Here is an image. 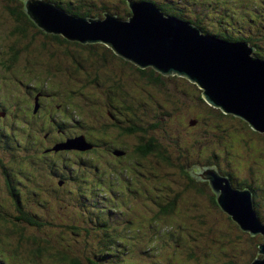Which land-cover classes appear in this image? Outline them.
<instances>
[{
    "label": "rangeland",
    "instance_id": "374dc122",
    "mask_svg": "<svg viewBox=\"0 0 264 264\" xmlns=\"http://www.w3.org/2000/svg\"><path fill=\"white\" fill-rule=\"evenodd\" d=\"M153 1H155L156 4H162L165 7L169 4V0ZM175 1L178 5L174 6H179L180 11L185 15L184 19H190V21L194 19L199 21L201 26L208 29L213 34H221L224 31H227L228 34L234 33L237 35L238 33H241L250 35L251 33L248 31L250 27L246 18H252V21H254L255 19H260L259 16L261 14L259 6L250 0ZM234 1L235 3H233ZM62 2L64 4L71 3L75 10H81L82 8L84 11H89L92 14L89 18L103 19L105 18L104 14L107 12L116 14L124 20H128V17L130 16L128 0H62ZM228 4L230 5L225 7V5ZM15 5L19 6V3ZM105 7L108 10L104 11ZM250 11H254L256 14H249ZM7 12L6 9L1 10L0 7V19L3 18L5 21H8V15H6ZM230 16L233 19L232 22ZM33 28L34 27L30 28L29 33L31 30H33L32 32L36 31ZM7 33L8 28L0 26V112L6 111V107H8V114L4 117H0V124L8 126L12 133L19 131V134L28 137L33 135L28 128V123L37 120L36 127L40 128L42 133L46 130L51 134L49 137L50 143L57 137L66 136L73 138L74 135L78 134V136L84 135L87 141H89V139L95 140L93 137H95L100 131L97 129L98 119L100 120V124L103 122L102 113L94 109L92 111L93 117H90L91 115H86L84 109L80 111V109H78L79 104L77 103H83L85 109H88L87 100L85 97L80 96V92L75 96L77 103L75 102V104H73L76 110L75 114L72 113V105L68 100L69 97H72L73 95L71 90H75L76 88L83 86L84 88L87 87L90 91L85 92L86 96L90 95L92 97L101 96L98 91L100 89L97 90L92 85H90V88L89 86H85L84 83L86 79H91V77L88 76V73L67 67L65 63H74V59L70 57L66 58L65 54L73 49L74 54L79 59H90L91 56L90 62H92L95 59H99L100 61L101 55L107 54L112 57V55H115L116 53L101 43L89 44L84 47L75 45L71 46L66 44V42H57L51 35V37H46L45 35L38 34L35 37V43L33 44L34 48H29V52L34 53L33 55L38 54L45 57L47 60L51 59L50 52H55L57 54L56 57H60L58 60H62L61 64L54 69V72H51L50 75H48L43 72L39 64L30 65L29 68L25 67V63L23 62L24 56L17 62L10 64V46H12L14 38L11 36L9 37ZM252 41L255 43L257 42L258 45L257 48L253 46L256 49L254 54H260L263 56L264 36L253 31ZM75 48H77V50H75ZM46 49L51 50L44 51ZM57 49L63 51L58 54ZM112 58L117 60V57ZM120 60L124 61L125 59L120 57ZM3 62H6V65H4ZM131 64L135 66V64ZM128 69L129 68L124 67V71L129 74ZM72 70L81 73L71 75ZM91 71L93 70L91 69ZM99 71L100 73L96 76L97 79L102 74L101 70ZM181 78L187 79L185 77ZM117 80L126 81L124 82V88H128L131 93L130 95L136 98L137 102L141 100L144 101V99L154 100L160 95L167 93L166 88L164 89L162 87L146 86L141 88L139 86L140 84L136 83L132 75L121 76ZM187 80V84L186 82L178 84L170 83L167 84V86L169 87V90L172 89L169 92L170 96L172 98H179L180 113H188V115L185 116L188 117L189 124H191L192 122L190 120H192L191 118H193L196 113V111L192 109V106L200 104L201 101L196 100L189 94V91H196L194 86H192L195 84L189 81V79ZM15 81L18 85H16ZM139 81L145 86L144 79ZM22 82L44 88L45 93L49 92L46 94L51 96V101L54 103V106L50 109V115H47L46 111L45 114L41 116L30 114L29 117L27 113L24 115L23 112H20V107L23 105L24 99H26V93L24 91L26 85L20 88ZM190 82L191 84H189ZM196 87L202 93L199 86ZM20 99L23 101L21 102ZM47 101L48 100H45L44 102ZM152 101L144 103H150ZM59 103H61L60 105L65 104V109L62 111H68V118L65 120V124L67 125L63 128L64 132L62 133H60L61 128L58 126H62L64 121H61V113L56 108V105ZM203 106L207 109V106ZM104 111L105 110H103V112ZM209 113L215 119H218L221 111L214 109L210 110ZM45 119L47 120L48 126L45 124ZM215 119L212 118V121L208 124L210 126L207 125L206 121H202L197 129L188 128L190 126L186 127V131L188 132L186 133V139L188 141L196 140L200 149H202L201 141H203V155L201 154L203 162H206L207 160L204 159L203 156L206 157L204 153L207 151V148H209V153L211 151H216L220 155L218 162L222 169L235 173L240 178L249 179V182H251L253 178V181L258 188V193L256 194L257 200H255L257 208L255 207V209L259 217H262V220L264 221V134L254 131L251 127L242 122L244 120L235 117L234 115H229L227 118H221L226 124L222 125L221 132L218 133L217 129L211 128L218 122ZM15 121L17 123L15 125L18 128L10 125L11 122ZM84 121L88 126V132L84 126ZM182 121H185L184 117L182 118ZM231 121H233V123H231ZM227 122L231 124H227ZM50 124L57 126V129L50 130ZM90 126H92L94 130L91 129ZM8 127L3 128V130L8 131L7 135L11 133L8 130ZM176 128L177 129L174 130V133L184 132V127L180 126V124H177ZM216 128L219 127L217 126ZM22 129L25 135L21 131ZM166 131L168 130L165 128V130H162L161 132L165 133ZM114 132L115 131L111 130L110 135H113ZM5 134L6 133L3 131L2 137H5ZM23 136L21 137V141L28 144V140ZM107 138L110 139V141H114L112 136ZM117 141L123 142L129 147L127 157L120 159V164H118V161L110 155L107 157L105 154L102 155L103 152L101 154V152L99 153L98 151L92 153L91 151L82 152L71 150L54 154L52 156H46L42 159H44V162H47V158H51L55 161L54 169L62 170L65 167L69 169L74 167V171L79 169L81 175H84L85 171L89 168H95V165L98 164L101 159H106L107 161L110 160L115 163V165L117 164V170L124 169L130 164L138 163L136 168L141 178L137 175L136 171L130 173L131 176L136 177L133 178V184L130 186L131 189H127L125 185L119 184L118 180L114 179L116 177L109 174L110 171L107 170L106 165H104L105 170L113 178H110L108 175L107 181L103 182L102 185H97V189L91 192L90 196L92 198H89L88 200L86 197L81 199L80 202L75 204L74 208L69 207L66 200V205H62V211L55 202H52L50 195L44 196L46 201L43 202L40 187L38 185L28 186L34 197L30 198V202H28L27 198H23L24 204L22 205V209L27 214H31L35 219L43 220L47 224L42 229H35V227L33 228L27 224L22 225L23 228L24 226H27V228L21 229V226L19 229V227L16 226L19 225L18 221H15L16 225L13 223H11V225L7 223L3 225L0 224V264H15L4 256L2 249L11 252V250L19 245L23 237L29 238L35 235L45 237V235L40 232L41 230L50 235L52 241L59 242L57 244L59 249H64V252L67 251L73 258H79L84 264H90L87 259H92L97 250L102 247L99 241H102L105 238V234H112V232L113 234L116 232L120 234L125 233L128 228V218L131 217L133 223L136 225H143L140 226L139 231H131V236L133 237L131 238L132 240L122 239L128 242L129 246L127 248L124 249L122 243H117L118 249L128 251H125L127 253L122 254L120 258L112 259V264H188L186 261L187 258H184L183 256H185L187 251L191 248L195 249V252L200 257L199 261H201V263L196 262V264H229V262L240 264L246 262L247 258L252 260V258L249 257L250 255H246L247 249L250 248V252L253 251L256 254L257 247L260 246L264 237L262 235L252 237L249 232L240 229L238 224L221 208L212 206L210 196L212 197V193L214 192L203 190L204 193L200 195H196L191 191L186 192L185 189L188 184L187 179L181 177V175L177 173L178 170H176L175 167H166L167 165H161V167L164 168H159L158 170L154 168V171L157 174H160V177L158 179L150 180L145 174L153 170L151 165L153 157L148 156L142 158L136 156L133 152L136 142L130 137H120ZM166 142L167 144L171 143V146H176V139L170 140L167 138ZM109 145L112 146L114 143H110ZM27 146L29 147V145ZM96 147L98 150L101 149L100 146ZM183 148L184 146H176L175 148H172L175 150L173 153L177 155L178 152V154L181 155L183 153ZM20 150L22 154L15 155L20 159L30 157V154H42L41 151L31 148L27 152H24L23 149ZM210 155L214 154L210 153ZM1 159L6 160V158ZM213 166L215 165L208 167ZM249 166H251L250 171L248 170ZM88 171L92 173V175L88 174L89 176L96 177L97 172L94 169ZM103 174L104 176L107 175V173L102 172V175ZM99 175L101 176V172H99ZM15 176V180L19 185L25 184V178H21L19 174ZM165 176H170V179L165 178ZM55 181L56 180L50 175V168H47L39 183L44 189L52 192L53 183ZM0 183V215L4 214V218L9 219L14 215H18V210L16 208L15 200L9 192L8 186L4 184V180L0 179ZM91 184L92 183H88V186ZM198 185L199 184H196V186ZM85 187L86 186H84V188ZM16 189L20 192L18 185ZM155 189L157 190L155 191ZM80 193L87 194V190L83 188L78 189L77 187V198L83 197V195H79ZM151 195L156 199L153 204L150 201ZM70 196L73 199L74 195ZM175 198L177 199V202L174 207V213L161 214V209L169 207ZM35 201H38V203L34 208L40 206L37 209V212L31 208ZM49 210H52L55 216L51 215ZM210 210L213 211V214L207 217L205 221L203 220V224H200L198 221L201 220L198 216L202 213H207ZM153 211H156V213ZM143 212L144 215L146 214L147 216L144 220L142 218ZM152 212L155 215L159 213L160 216L151 220ZM2 218L3 216H0V220H2ZM98 218H102L107 222H97ZM10 221L12 222V219H10ZM0 223L2 222L0 221ZM172 224H174V226ZM74 226L78 228L79 232H76V230L72 228ZM172 227L173 229H171ZM112 228H115V230L112 231ZM151 230L154 234H152ZM8 232L13 236L11 240L5 236ZM167 234L168 236H166ZM155 235L156 238L154 237ZM169 235H172L171 240H169ZM258 257H260L259 252L256 258ZM93 259L95 261L98 260L97 257ZM15 260L20 264H31L17 258H15ZM47 261L48 264H52L53 262L50 259H47ZM96 264L110 263L96 262Z\"/></svg>",
    "mask_w": 264,
    "mask_h": 264
},
{
    "label": "trees",
    "instance_id": "16d2710c",
    "mask_svg": "<svg viewBox=\"0 0 264 264\" xmlns=\"http://www.w3.org/2000/svg\"><path fill=\"white\" fill-rule=\"evenodd\" d=\"M46 2H52L56 4L58 7L64 9L68 13L74 14L78 17H90L92 14L89 11H84L81 7V10H75L73 8L71 3L64 4L62 0H43ZM140 1V0H136ZM146 1H151L156 4L155 1L153 0H146ZM249 1V0H246ZM252 2H255L256 5L259 6L261 9V14L259 16L260 19H255L252 21V18H246L250 29L248 30L251 34L246 35V34H241L238 33L237 35L232 33L228 34L227 31H224L221 34H213L210 32L208 29L204 28L203 26L200 25L199 21H196L192 19H184L185 15L180 11L179 6H174L178 5L175 0H169L168 6L164 5H158V7L161 8V10L166 14V15H173L178 18H181L185 21H189L197 25L202 29V31L206 34H212L216 35L218 37L224 38L229 41H248L252 46H255L256 48L258 47L257 42H253V31L260 33L262 36H264V0H250ZM237 2V1H236ZM19 3V6L15 5ZM235 3V1L233 2ZM232 4V3H230ZM230 4L225 5V7H228ZM0 7L1 10L6 9L8 12L6 15H8V21H5L3 18L0 19V26L8 28V36L13 37L14 41L11 48L10 56L12 55V59L10 64H13L17 62L20 58L24 56L23 62L25 63V67L29 68L30 65H36L39 64L43 72L47 73L50 75L51 72H54V69L61 64L62 60L60 57H56L57 54L55 52H50V57L51 61L45 59V57H42L40 55L36 56H28L29 48L33 47V44L35 43V37L38 34L45 35L46 37H53L54 40H56L59 43H64L71 45V46H86L82 45L77 42H72L67 40L61 35H55V34H48L44 32L38 25L36 24L35 21L31 20L26 11H25V4L24 0H0ZM130 9V8H129ZM108 10L106 7L104 8V11ZM131 12V10H130ZM105 13V12H104ZM250 13L256 14L254 11H250ZM4 22H3V21ZM230 20L232 22V17L230 16ZM7 26V27H6ZM31 27H34L35 32H32L33 30H29ZM244 29V28H243ZM51 35V36H50ZM252 35V36H251ZM89 44H87L88 46ZM93 46V45H90ZM51 49H46L44 51H48ZM77 50V48H75ZM63 50L57 49V53L59 54ZM112 51V50H111ZM262 54V53H261ZM257 54V56L261 57L264 59V54ZM55 56V57H54ZM66 58L70 57L74 59V63L72 62L71 64L66 62L65 65L67 67L75 68L77 70H80L81 72L88 73V76L91 77V79H86L84 85L89 86L92 85L94 88H96L101 96H95L92 97L90 95L86 96L85 92H89L90 89L87 87H79L76 88L75 90H71L72 92V97H69V102L71 103V109L73 110L72 113H76L75 108L73 107V103L77 101L75 100V96L78 92H80V96H83L86 98L87 106L88 109H85V106L83 103H77L79 104L78 109L82 111L84 109V112L86 115L93 117L92 116V111L95 109L98 112L102 113L103 116V122L100 124V120L98 119V125L97 129L100 130L93 139L95 140H90L89 138V145H91V148L82 151H91L92 153L95 151H98L99 153L103 152L102 155H110L112 158L116 159L118 161V164L121 163L120 159L127 157L128 155V149L129 147L125 145L123 142L117 141L120 137L125 138V137H130L136 142V145L134 146L133 152L136 156H140L142 158H146L148 156H152L153 160L151 162L152 165V171L146 173L145 175L148 176L150 180L158 179L160 177V174H157L154 171V168L158 170L159 168H164L161 167V165H167L166 167L172 166L175 167L176 170H178V174L181 175L184 179H187L188 184L186 187V192H193L196 195L203 194V190H208L212 191V188L210 184L207 181L203 180H198L195 177L196 172H200L203 170V167H208L211 165H215V167H218L224 175H227L230 177V180L233 181L234 187L240 190H246L250 189L253 193V198L254 202L256 199V194L258 193V188L255 185L253 178L251 182H249V179H244L240 178L238 175L235 173L228 172L224 169H222L219 166L218 159H220V155L214 151L210 152L213 153L214 155H210L209 153V148H207V151L204 153L206 157L203 156L204 159H207L206 162H203L202 156L203 155V141L202 142V149H200V146L198 145V142L196 140L194 141H188L186 139V127L188 128H193L197 129L199 128L200 124L202 121H206L207 125L212 121V118L215 119L209 112L210 110H214L217 108H214L210 104H208L204 97L202 96L201 91L196 87L197 85H192L195 88V91H189V94L194 97L196 100L201 101L200 104H196L195 106H192V109L196 111L194 114L192 120H190L192 123L189 124V119L187 116L188 113H180L181 109L179 106V98H172L169 94L170 89L167 86V84L174 83H183L186 82L188 83L187 79L177 77V76H169L165 77L161 74H159L157 71H155L152 68L149 69H140L128 61H121L120 57L118 55H112V57H117V60H114L111 56H108L107 54L101 55L100 56V61L99 59H95L92 62H90V59H79L75 54L74 50L72 49L69 50L65 54ZM6 65V63H4ZM76 65V66H75ZM11 66V65H10ZM124 67L129 68V74L124 71ZM94 71H91V69ZM116 68V69H115ZM101 70L102 74L100 77L97 79L96 76L100 73L99 70ZM81 72H77L76 70H72L71 75H75ZM123 72V73H121ZM129 76L132 75L133 78L135 79L137 84H140L139 86L146 87H162L166 88L167 93L160 95L156 99L152 100H145L144 101H138L137 99L132 97L128 90V88H124V82L125 80H117L121 76ZM144 79L145 86L142 82L139 80ZM191 84V82L189 83ZM46 85V82H45ZM97 85V86H96ZM103 86V87H102ZM109 88V89H107ZM48 89V87H47ZM46 89V90H47ZM178 89V88H177ZM178 91V90H177ZM49 93V92H46ZM56 96V95H54ZM53 97V96H52ZM61 97V96H60ZM64 99V98H63ZM152 101L150 103H144ZM203 105L207 106V110ZM90 106V108H89ZM27 107L21 106L20 107V112L24 113V109ZM103 110H105L103 112ZM220 110V109H218ZM87 111V112H86ZM221 111V110H220ZM25 115V114H24ZM197 115V117H196ZM185 118V121H182V118ZM222 117H229L228 114H224L222 111L219 115L217 120V124L212 126L211 128H215L218 130V133L221 132V128L223 124H226L225 121H223L221 118ZM83 119V118H82ZM46 121V126H48L47 120ZM44 121V122H45ZM245 125L249 126L248 123L242 121ZM233 123V121H231ZM228 123L227 124H231ZM15 122H11L10 125L17 127ZM37 120L33 121L32 123H28V128L30 132L33 134L31 136H23L22 134H19V131H15L14 133L11 132V129L3 124H0V138L2 137L3 131L5 134V137L1 138L0 141V179L4 180V184H6L9 188L10 194L13 196L16 204V208L18 210V215H14L12 218L6 219L4 218L5 215L1 214L0 216H3L2 220H0L2 223L0 224H10L13 223L16 225L15 221H18L19 225H16L21 228L22 225H30L35 229H42L46 226V222L43 220H38L35 219L31 214H27L25 211L22 209V205L24 204L23 198H27L28 202H30V198L34 197L32 193L29 190L30 185H38L40 187L41 191V198L43 202L46 200L44 199V196L50 195L52 202H55L58 207H60L63 211L62 205H66V200L69 204V207L74 208L75 204L80 202L81 199H84L85 197L87 200L89 198H92L90 196L91 192L95 189H97V185H102L103 182L107 181L108 175H114V179L118 180V183L121 185H125L127 189H131L130 186L133 184V178H136L135 176H131L130 173L136 171L137 175V168L138 163L135 164H130L129 166L125 167L124 169L117 170L116 167L118 165L113 163L112 161H107L106 159H101L99 160V163L95 165V168H89L88 170H95L97 172L96 177L89 176L92 175V173L88 170L85 171L84 175H81L79 169L76 171L74 167L69 168H64V169H54V162L51 158H47V162H44V157L46 156H52L54 154L66 152L67 150H60V151H54L53 148L56 146L61 145L59 142L63 137H57L55 140H53L51 143L49 141V137L51 134H49L46 130L41 132V129L36 127ZM85 124V121H84ZM180 124V126L184 127V132H176L174 133V130H176V125ZM65 121L62 126H58L60 128L65 127ZM87 132H88V126L85 124L84 125ZM210 126V125H208ZM219 128H216V127ZM4 127H8V130L11 132L10 134L7 135V130H3ZM91 129L92 126H90ZM250 127V126H249ZM18 128V127H17ZM165 128L168 130L165 133H162V130H165ZM49 129H57V126L54 124L49 125ZM251 129V128H250ZM3 130V131H2ZM94 130V129H93ZM111 130L115 131L113 135H110ZM252 130V129H251ZM23 132V129L21 130ZM173 131V132H172ZM253 131V130H252ZM25 135V133L23 132ZM214 134V133H212ZM211 134V135H212ZM79 135V134H78ZM78 135H74V137H77ZM216 135V134H215ZM26 137L25 139L28 140V144H25L24 142L21 141V137ZM88 136V134H87ZM114 138V141H110L107 137ZM66 137V136H65ZM169 138L170 140L176 139V146H184L182 149V154L177 155L174 154L172 148H175L176 146H171V143L166 142V139ZM24 139V138H23ZM69 139V137H68ZM66 139V141L68 140ZM87 140V139H86ZM62 143H65L62 142ZM110 143H114V145L110 146ZM35 149L37 151H41V155L38 154H30V157L27 158H18L15 155H20L21 150L23 149L24 152H27L30 148ZM96 146H100L101 149L98 150ZM114 146V147H113ZM63 147V146H62ZM118 147V148H117ZM87 148V147H86ZM71 151V150H68ZM31 152V151H30ZM32 153V152H31ZM81 153V152H80ZM1 158H6V160H2ZM104 165H106L107 170L110 171L108 172L105 170ZM140 165V164H139ZM142 166V165H140ZM47 168H50V175L56 180L53 183L52 187V192L47 191L40 185V179L45 172ZM251 166L248 167V170L250 171ZM99 172H101V176L99 175ZM103 173H107L106 176H104ZM12 174V175H11ZM19 174L20 177L25 178V184L19 185L16 180H15V175ZM89 174V175H88ZM130 176V177H129ZM140 176V175H139ZM98 177V178H97ZM110 178H113L112 176L109 175ZM170 176H165V178L170 179ZM141 178V176H140ZM13 183V184H12ZM88 183H92L91 185L88 186ZM170 185L169 183H167ZM196 184H199L196 186ZM19 187L20 192L16 189V187ZM84 186H86L84 188ZM261 186V185H260ZM77 187L78 189H85L87 190V194L80 193L79 195H83V197H78L77 198ZM0 188H1V183H0ZM157 189H155L156 191ZM150 193V192H149ZM74 195L73 199L71 198L70 195ZM181 195V194H180ZM1 196V193H0ZM211 198V205L215 207H219L217 204V196L215 193H212ZM154 198L153 195H151V203H154ZM177 199L175 198L172 201V204H170L169 207H166L164 209H161L160 213H174V207L176 206ZM38 201H35L34 205L31 206V208L37 212V209L40 207H35ZM259 203V202H258ZM257 203V204H258ZM89 204V203H88ZM257 208V206L255 205ZM147 208V207H146ZM126 209V208H125ZM149 209V208H148ZM147 209V210H148ZM212 209V208H211ZM145 210V209H144ZM156 213V211H153ZM152 212V219L157 218L160 216L158 213L157 215L153 214ZM213 211L210 210L207 213H202L198 216V218L201 221H198L200 224H203V220L205 221L207 217H209ZM49 213L51 215H54L52 210H49ZM55 216V215H54ZM132 218V217H131ZM128 218V228L127 231L123 234L120 233H114L112 234L106 233L105 238L102 241H99L101 246L97 252L94 254L93 258L97 257L98 260L95 261L93 258L87 259L90 264H96V262H104V263H110L112 264V259H117L120 258L122 254L127 253L125 251L128 250H122L118 249V242L122 243L124 246V249L127 248L128 242L124 241L125 239L132 240L133 238L131 236V231H139L141 225H136L135 223L132 222V219ZM142 218L143 220L147 218L146 214L144 215V212L142 213ZM12 219V222L10 221ZM262 220L263 218L260 217ZM95 221V219H94ZM263 221V220H262ZM97 222H107L104 221L102 218H98ZM264 222V221H263ZM174 226V224H172ZM24 228H27V226H24ZM23 226L21 229H24ZM76 232L78 231V228L76 226L72 227ZM173 229V227L171 228ZM112 231L115 230V228L111 229ZM23 232V231H22ZM44 236L40 237V235H35L33 237L29 238H24L22 241L15 247L11 252H7L6 250L2 249L4 252V256L9 259L11 262H14L15 264H20L18 261L15 260V258L20 259L25 262H29L31 264H48L47 259L52 260V264H84L79 258H73L68 254L67 251H63L62 249H59L57 247V244L59 242H54L52 241V238L50 235H48L46 232L40 231ZM152 234L154 232L151 230ZM40 233V234H41ZM8 239L11 240L13 237L11 233H6L5 235ZM168 236V234L166 235ZM156 238V235L154 236ZM120 239V240H118ZM124 239V240H122ZM172 239V235H169V240ZM177 242V240L175 239ZM246 243V241H245ZM112 248V249H110ZM227 248V247H223ZM222 248V249H223ZM1 250V248H0ZM195 249H190L187 251V254L183 256L184 258H187L188 264H196V262L201 263L199 261V255L195 252ZM251 251L250 248L247 249L246 255H250L249 257L252 258V260H249L247 258V261L244 263L240 264H252V262L256 259L258 252H259V246L257 247V253ZM99 253V254H98ZM179 253V252H178ZM252 253V254H251ZM202 256V255H200ZM255 258V259H254ZM254 259V260H253ZM229 264H236L234 262H229Z\"/></svg>",
    "mask_w": 264,
    "mask_h": 264
},
{
    "label": "water",
    "instance_id": "95a60500",
    "mask_svg": "<svg viewBox=\"0 0 264 264\" xmlns=\"http://www.w3.org/2000/svg\"><path fill=\"white\" fill-rule=\"evenodd\" d=\"M128 3L131 12L124 20L110 12L103 19L78 17L52 2L24 0L28 17L44 32L81 44L101 43L140 69L152 68L165 77H185L199 86L208 104L264 134V59L254 54L255 47L247 41L201 35L192 22L166 15L151 1ZM89 148L81 135L53 150ZM195 177L210 184L217 204L240 229L252 237H264V222L250 189L235 188L230 177L215 166L203 167ZM259 254L252 264H264V238Z\"/></svg>",
    "mask_w": 264,
    "mask_h": 264
},
{
    "label": "flooded vegetation",
    "instance_id": "af4514ba",
    "mask_svg": "<svg viewBox=\"0 0 264 264\" xmlns=\"http://www.w3.org/2000/svg\"><path fill=\"white\" fill-rule=\"evenodd\" d=\"M81 44V43H80ZM82 45H87V44H82ZM11 47V46H10ZM11 50V48H10ZM34 53H28V56H36L33 55ZM9 59L11 62L12 59V55H9ZM6 62H3V64ZM136 66V65H135ZM137 67V66H136ZM16 83V81H15ZM16 85H18L16 83ZM26 85V87H24V91L26 93V99H24L23 105L27 107L26 109H24V114L26 115V113L28 114V116L30 117V114H36V115H43L45 114V112L47 111V115H50V109L51 107L54 106V103L51 101V96H48L45 91L44 88L35 86L33 84H25V82H22V85L20 86V88L22 86ZM30 85V86H29ZM19 97V96H18ZM45 100H48L47 102H44ZM20 101L22 102L23 100L20 99ZM61 103H59L58 105H56L57 110L60 111L61 113V121H65L68 118V111H62L65 109V104L64 105H60ZM75 104V102L73 103ZM37 105V106H36ZM46 107V109H45ZM74 107V105H73ZM45 109V111H44ZM8 114V107H6V111H2L0 112V117H4L5 115ZM64 132L63 128H61L60 133ZM66 139H68V137H63L59 142L62 143L64 141H66ZM233 183V181H232ZM234 185V183H233Z\"/></svg>",
    "mask_w": 264,
    "mask_h": 264
},
{
    "label": "bare ground",
    "instance_id": "6f19581e",
    "mask_svg": "<svg viewBox=\"0 0 264 264\" xmlns=\"http://www.w3.org/2000/svg\"><path fill=\"white\" fill-rule=\"evenodd\" d=\"M194 24V23H193ZM195 25V24H194ZM195 26H197V25H195ZM198 27V26H197ZM198 28H200V27H198ZM200 30L202 31V29L200 28ZM205 33L202 31V33H201V35H204ZM234 42H238V41H234Z\"/></svg>",
    "mask_w": 264,
    "mask_h": 264
}]
</instances>
